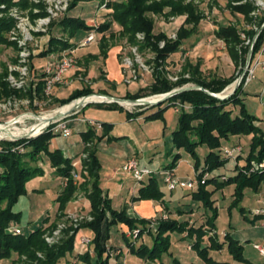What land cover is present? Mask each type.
I'll return each mask as SVG.
<instances>
[{
    "label": "rangeland",
    "instance_id": "374dc122",
    "mask_svg": "<svg viewBox=\"0 0 264 264\" xmlns=\"http://www.w3.org/2000/svg\"><path fill=\"white\" fill-rule=\"evenodd\" d=\"M29 1L32 6H29L26 9L6 5V9L3 10L4 16L6 17L9 14L8 10L10 8H19L25 13V16L29 18L30 21L27 23L31 24V27L39 30V32H35L33 39L29 41L27 46L29 51V58L27 57L29 71L28 75L25 77V85L22 88H11L6 81V78L10 74L9 68L11 66L17 69L15 73L16 76H19L20 71L23 72L22 67L20 68L23 64H19L21 48L13 41H9L11 43L9 46H0V76L3 74L4 70H6L7 75L3 78V81L11 90L19 93V95L9 97L3 96L0 98V103L2 104L11 102L10 104L8 103V105L0 106V123H7L8 121L19 119L21 116L25 115L24 118H22L23 120L16 125L17 128L13 130V132H17L20 135L22 134L20 131L24 132V130L32 128L36 124L40 123V119L44 116L53 115L54 117L59 115L55 113L66 105L62 106L57 102V100H67L74 92L90 87L93 83H95L93 85H96L94 87V91L96 93L81 97L77 100L85 99L91 96L100 97L108 95L117 100H132L126 99V96L136 90H138L136 94L140 97L139 99L146 100L159 96L164 97L166 94L175 90L197 87L194 83V76L197 78L200 77L208 82L212 81L214 78H229L231 76H235L236 79L233 84L227 87L223 92L217 94H221V96L230 95L245 70L249 54L247 56H243L244 61L242 66L235 67L228 47L222 40H219L215 36V33L221 25H233L241 32L249 30L256 31L254 29L255 24H252L251 21L245 17V15L233 11V8L236 6L249 3L252 4L254 8H257L259 5V18H264V0H246L241 4H236L237 0H185V4L192 3L196 7L198 14L204 18L200 22L199 27L196 29L192 37L184 42L180 51L171 55L166 61L161 62L157 61L155 51L149 49L142 51V42L145 40V36L143 34H137L136 42L130 43L127 37H120L118 30H116L115 27L116 23H114L112 30L116 33V39L111 42V48L108 52V56L111 51H113V54L115 53V63L117 65L118 72L121 74V78L117 79L119 82L116 83V87L111 89L110 87H107L102 80L106 77V79L110 78L109 74L112 75L113 71H115L114 63L112 62L111 64H106V62L102 59L98 62H94L93 60H85V57H82L84 55L100 56L101 51L99 45L97 44L99 43L102 35L95 32L97 39L96 42L90 44L89 46H82L90 32L87 30H80L71 40V43L78 45V51L76 54L74 53L76 68L64 75V79L66 81L63 79L61 82L55 83L49 93L47 91L48 74L45 72V67L48 63H56V61L60 60L65 51L59 54H52L47 58H39L38 55L40 54L42 43L45 42L48 37L54 36L56 38H67V34L63 32L62 28L58 26H51L54 22H59L65 14L70 15L68 10L74 0H68V7L65 13L60 14L58 17L53 19L52 22L46 26L45 32L41 31V28L45 29V26H40L39 24L41 22L39 20L42 17L47 16L46 0ZM110 1L112 0H104V3H101V0L81 3L82 7L79 8L78 11L84 12L85 9H87L88 11H85L82 15L84 17L94 16L90 26L98 27L105 21L110 20V15L101 17L106 14V12L110 11L108 9ZM119 1L125 2L126 0ZM96 11H99L98 15ZM166 11L169 10L167 9ZM43 12H45L44 15H42ZM150 17L155 21L154 32H165L170 40H173L171 37L176 34V30L174 28L175 25L173 23L176 24V21L183 20L185 18V16H181V18L178 17L168 19L158 14H150ZM251 17L253 18L252 14L250 15V18ZM187 28L192 29L193 26L190 25L187 26ZM241 36L246 43L245 46L247 45L248 40L252 41L246 37L243 32L241 33ZM162 44L165 43L161 42L160 48H163ZM248 46L251 49V43ZM71 50L73 49L66 51L70 52ZM261 51L263 52L262 49ZM260 52L256 55L254 60L250 62L249 68L254 66ZM245 60L246 63L244 64ZM196 69L199 70V73H196ZM261 70V67H259L258 70L256 69L255 79H253V82H251L247 87L249 95H246L245 97V106L250 114L256 116L260 120L261 129L264 132V75ZM73 72H75V75H73ZM74 76L75 79H73ZM244 78L245 76L241 79L240 85ZM127 80L132 81L131 84H127ZM160 80H164V82H161ZM181 81H183L184 84L177 86L176 84ZM40 82H43L41 93L42 97H38ZM158 84L160 85L157 86ZM101 87L108 89V95H105L102 91L101 93H98L99 88ZM102 99L103 98L101 97V100ZM77 100H74L71 103H74ZM164 102L157 105L139 106L137 104L131 105V103L130 106H125L122 103L110 102L105 99L99 102L82 103V106L78 107L74 112L66 114L58 120L51 121L50 126H48V124L47 127H42L44 130L40 131L38 135L31 136L34 132L30 131L22 136L19 135L17 139L0 142V146L3 144L8 145L18 143V141L21 140H24L26 141L25 143H27L29 139L40 136L44 132H47L52 126L53 130L56 132L58 130V126L66 124L72 133V135L68 138L69 140L60 139L64 137L59 131H57L58 137L53 140V143H51L52 149H54V146L58 145L63 150L65 148V142L66 144L79 143L80 135L77 132L79 129H82V124L85 128L86 126L93 127L96 131L95 135L97 137H101L104 136V129L102 127L103 122L114 124L116 127H119L121 123H126L128 127L122 130L127 131L126 134H128L135 141L140 157L139 160H137L135 156H130L127 158L125 163H127L128 160L135 158L137 162L139 161L138 164L141 163V166L142 164L143 166L146 165V168L152 170L153 176L158 181L159 188L165 193L166 201H169V198H171L169 201L171 206L182 210L194 209L197 211L192 215V219L197 220L196 222L198 223L196 225L198 226L201 222L200 215L205 211V209L203 207L199 209L198 206L201 204L193 201L191 197L186 196L190 193V190L178 188L176 191L171 192L166 184V177L169 173L168 171L166 172L165 169L174 162V157L178 153L181 154V158L176 162V167L178 169L176 176L181 181L196 179L193 169V165L196 161L195 158L187 154L184 150L177 151L173 149L172 136L178 125L180 111L177 107L179 108L180 106L168 107L164 111L163 118L155 120L146 119L149 115L157 112L160 108H166L168 104H164ZM113 104L118 105L120 110L106 108L107 106ZM230 108L233 109V107ZM127 112L131 115L143 113L136 119H128ZM238 113L239 110L237 108L233 109V116H237ZM27 117H30V119H27ZM36 132H38V130H36ZM95 137L90 141L83 143V149L81 152L72 158L74 160L72 164L74 185L79 187V189L69 200V203L64 211H57L58 204L56 203V198L60 195L65 186H67V183L65 180H58L56 178L55 173H53V169L50 166L49 160L44 154H40L39 159L41 162L39 161V166L43 167L45 174L42 177L32 179L27 184L28 194L23 196L25 197L24 202L27 204L24 203V205L21 202L16 206V209L18 210L24 209L22 210L24 223L21 225V229L25 235L32 233L43 225V221L40 223H38L37 220L30 221V216L27 212L29 209L27 205H29V207H33V209L36 207L39 211H42V216L48 215L52 218V223L49 225L50 228L43 236L49 247L60 246L62 242L68 239L67 236H75L74 252L67 255V257L59 264H82L78 259H76V256L77 254H85L91 245L88 235L81 226L94 220L91 215L90 201L88 200V196L91 193L90 188L92 179L88 177V173L84 168V162L89 160L91 150H97L98 148L99 141ZM104 138L107 139L106 136ZM251 138L252 136H246L240 141L246 153L250 148ZM231 141L232 143H236L238 139L233 137L231 138ZM227 147H230V145H227ZM17 148H19L21 154H28L30 152V149L23 147V144L17 146ZM80 149L81 148H79V150ZM170 152L173 154H169ZM209 152L210 150L206 146L197 149V155L201 159L202 164L204 162V158L209 154ZM64 154L67 156V153L64 152ZM101 158L102 164L104 165L100 171L103 189L105 193H110L109 197L111 199H114V204L112 203L113 208L120 211L125 208L126 199H130L129 191L135 184L136 178L133 175L124 172L123 166H121L120 163H114L106 156H102ZM25 161L29 162L32 166L34 165V163L29 161L28 157L25 158ZM243 164L244 161L240 160L239 165L243 166ZM235 165L236 161L231 159L229 163L220 170V172H226L228 175H232L234 174L233 170ZM33 189H37L40 193L33 192ZM233 194L234 186H229L216 192L213 197V200L216 201L215 207L218 208L216 232L219 236L224 231L230 230L237 232V237L240 236L239 233H242V235L245 236L246 233H250L248 230H253L252 223L244 219L243 213H241L240 210V207L245 208L246 216L250 217V211L258 207L254 200L253 192L251 190L245 191V198L238 208H233L231 206ZM163 215H165V219H172L170 213L167 211L163 212ZM189 215L190 214H186V217H184L183 220L188 219L187 216ZM261 224L262 222L258 225L260 226ZM115 230L116 228H114V231ZM47 237L49 242L46 240ZM86 238L89 239V241L88 245L84 247L83 242ZM182 238V234L172 235L173 243L170 248V253L175 255L174 258L177 257L179 260L184 259L185 264H205L197 257L196 253L188 251L187 242L183 241L184 243H182ZM221 238L222 237L220 236V239ZM207 242L208 241L205 243ZM249 245L250 242H245V246H247L245 251L246 256H250L252 254L255 260L259 261V259H261L260 253ZM213 252L217 253V251ZM216 253L214 254L216 260L224 261L226 258H229L234 262V264H242L234 261L227 251L223 256ZM195 256L198 259L197 261L194 259ZM37 258L42 261L45 259L44 255L41 253L37 254ZM164 258L165 264H174V258L171 255H166ZM24 260H26V257H22L21 262L23 263L20 262L18 264H24ZM75 260L76 263H74ZM11 262V260H0V264H11ZM135 262V264H140L137 260ZM29 264L41 263L36 261ZM112 264L115 263L113 262Z\"/></svg>",
    "mask_w": 264,
    "mask_h": 264
},
{
    "label": "trees",
    "instance_id": "16d2710c",
    "mask_svg": "<svg viewBox=\"0 0 264 264\" xmlns=\"http://www.w3.org/2000/svg\"><path fill=\"white\" fill-rule=\"evenodd\" d=\"M94 0H74L68 10H75L79 4L88 3ZM103 1V2H102ZM243 1V0H238ZM104 3V0H101ZM17 6L26 9L30 4L29 0H0V5ZM108 15L110 20L105 21L98 27L89 26L85 20L81 18L71 17L65 14L59 22H54L51 27L58 26L67 34V38L48 37L42 43V48L39 58H47L52 54H59L63 51L73 49L78 46L71 43L78 31L87 30L90 33L97 32L102 37L99 41L100 57L104 60L108 58L111 42L116 39V33L112 30L113 24L116 23L120 29L118 33L120 37H127L130 43L136 42L137 34L145 36L142 42V51L152 50L156 52L157 61H166L174 53H178L184 42L192 37L196 29L199 27L203 16H200L196 7L192 3L185 4V0H112L108 4ZM169 11H166V10ZM256 10L252 4L246 3L241 6H236L233 11L245 15L252 24L260 30L264 24V18H250V15ZM45 12L42 13L44 15ZM150 14L162 15L165 18H178L185 16L183 25L177 30V39L170 40L164 32L155 33V21L150 17ZM192 25V29L187 26ZM14 21L10 18H0V46H9L11 43L7 38V33L13 28ZM251 42L255 39L258 31L249 30L242 31ZM240 30L235 26H219L215 36L222 40L228 47L230 56L236 67L243 64V56H247L250 51L248 45L245 46V41L242 39ZM108 35V36H107ZM164 42L163 48H160V43ZM264 45V29L256 40L253 47L251 61L261 51ZM93 59H98V56H92ZM246 63V60L244 64ZM196 73H199L196 69ZM7 75L6 70L0 76V98L3 96L9 97L19 95L18 92L11 90L3 81ZM194 83L197 87H202L212 94L223 92L235 81V76L227 79L214 78L208 82L200 77L194 76ZM161 82L164 80H160ZM186 83V81H185ZM184 84L183 81L176 85ZM158 84L157 86H159ZM245 78L236 92L226 100L217 99L204 91L192 90L183 92L172 98H169L164 104H168L166 108H160L157 112L149 115L146 119L155 120L163 118L164 111L171 106L177 107L180 111L178 125L173 132L172 143L173 149L180 151L184 150L187 154L195 158L193 169L195 177L199 185L190 190L186 196L192 198L193 201L200 203L199 209L203 207L205 211L201 213V222L197 226V220L192 224L189 219L175 220L166 218L161 214L154 220L136 219L128 215L127 206L118 211L113 208L112 199L104 194L101 185L100 171L102 164L97 155V150H91L89 160L84 162V168L91 178V193L88 196L91 207V215L94 220L90 223L83 224L81 227L91 241L89 250L83 254L76 256V259L82 264H110L111 255L108 243L111 239V233L116 226H125L129 232L139 231L137 239L125 238V244L129 253L143 261L163 264V257L170 256V248L172 245V235H186L184 240L189 244L200 260L205 264H228L226 262H217L210 256L211 251H222L226 249L234 261L242 264H252L244 256V247L234 239L232 232L226 231L220 236L216 232V221L218 219V208L215 207L216 201L213 200L214 195L219 190L229 186H234V194L232 207L238 208L245 198V191L251 190L256 203H258L259 194L263 191L264 171L253 170V162L259 163L264 160V132L257 125L260 120L249 113L245 106L244 86ZM163 86V85H162ZM164 87V86H163ZM43 82L39 83L38 97H42ZM154 89V86H153ZM169 91V90H167ZM103 93V92H102ZM95 94L90 88H84L74 92L67 100H57L59 104L68 105L74 100L84 96ZM105 94V93H104ZM107 95V94H105ZM140 97L137 94H127L126 99L136 100ZM237 108L239 113L233 116V109ZM107 109L120 110L116 104L106 107ZM232 109V110H231ZM144 112V111H143ZM142 112V113H143ZM140 114H128L129 119L139 116ZM104 136L97 137L95 130L90 127L87 132L81 134L82 141L85 143L95 138L100 142L112 130V125L102 123ZM58 132L53 130V126L47 132L40 136L26 141L21 140L18 143L3 144L0 146V260H11V264H18L22 257H26L24 264H29L38 261L41 264H59L67 255L74 252L75 236H67L68 239L60 246L49 247L44 240V234L50 228L45 227L49 217L43 221V225L32 233L25 235L21 229L23 224L22 212H16L15 206L18 204L21 197L27 194V184L36 177H42L45 174L43 167L39 166L41 162L40 154H44L54 169L55 176L61 180H65L67 186L61 191L56 198L58 204V212L64 211L69 200L78 191L79 187L74 185L72 176L74 160L64 154L61 149L51 148V143L58 137ZM252 136L250 148L242 154L235 156L236 165L234 174L228 175L226 172L221 173L231 158L226 156V150L241 145L242 138ZM237 138L236 143H232L231 138ZM25 143V145H24ZM29 148L28 154H21L17 146L22 145ZM230 145V147H227ZM206 146L210 152L204 158L202 164L201 159L197 155V149ZM34 163L32 166L25 158ZM181 158L178 153L174 157V162L167 168L170 171L176 169V162ZM243 160V166L239 165V161ZM217 173V175L215 174ZM208 177L204 184L201 181L204 177ZM149 180H142V188L138 192V197L133 198L132 202L140 201H155L164 206V211L169 210L166 204L165 193L158 186L157 179L153 176H147ZM89 185V184H87ZM176 191V190H175ZM173 192V191H171ZM258 207H260L258 205ZM256 207V208H258ZM254 208V209H256ZM253 209V210H254ZM241 213L245 220L256 222L264 216H253L249 219L246 216V210L240 207ZM194 209L185 210L179 215L194 214ZM58 218V216H57ZM198 219V220H200ZM10 227H17L22 230L21 235H14L8 232ZM208 241V245L205 242ZM44 255V261L37 258V254ZM174 264H178L173 260ZM23 263V262H21Z\"/></svg>",
    "mask_w": 264,
    "mask_h": 264
},
{
    "label": "crops",
    "instance_id": "0c3cea01",
    "mask_svg": "<svg viewBox=\"0 0 264 264\" xmlns=\"http://www.w3.org/2000/svg\"><path fill=\"white\" fill-rule=\"evenodd\" d=\"M15 1H18V0H15ZM81 7L82 6L80 4L78 6V8H76L73 11H71L70 12V16L71 17H75V18H81V19L85 20L87 25L90 26L92 21H93L94 16L93 17H91V16L84 17L82 14L85 11H88V10L85 9L84 12L83 11H78V9L81 8ZM96 13L98 15L99 11H96ZM107 15H108V12H106V14L102 15L101 17L107 16ZM179 18H181V17H179ZM184 21H185V18L183 20L176 21V24L173 23L175 25L174 28H175L176 32L183 25ZM221 26H225V25H221ZM227 26H229V25H227ZM115 27H116V30L120 29V27L117 24H115ZM97 45H99V43ZM77 49H78V47H77ZM262 50H263L262 61H264V45L262 47ZM77 51L78 50H76V52ZM76 52H75V54H76ZM111 52H112V54H111ZM111 52L109 53V56H108V58L106 60H104V58L100 57V56H99L98 59H93L92 56H88V55L82 56V57H85V60L86 59L87 60H93L94 62H98L99 60L102 59L103 61L106 62V64L107 63L111 64L112 62L114 63L115 71H113L112 75L109 74L110 78L106 79L107 78L106 77L104 80H102L107 85V87H110V89L111 88H115L116 87V83L119 82L117 79L121 78V74H120V72H118L117 65L115 63L116 62V55H115V53L113 54V51H111ZM235 67H236V65H235ZM258 69L259 68H257V70ZM261 72L264 75V70L263 69L261 70ZM73 73L72 74L75 75V72H73ZM73 79H75V76L73 77ZM220 79H227V78H220ZM254 79H255V77H254ZM97 82H99V81H97ZM251 82H253V80ZM250 83H248L244 87V92H245L246 95H249V93L247 92V87L249 86ZM93 84H95V83H93ZM93 84L90 86V88L94 91V87L96 85H93ZM102 86H104V85H102ZM101 88H103V87H101ZM101 88H99L100 92L98 91V93H101V91H102L103 93L108 95V89H104V88L101 89ZM105 90H107V91H105ZM137 92H138V90H136V91H134L132 93H129V94L135 95ZM94 93H96V92L94 91ZM93 97H95V96H93ZM128 114H127V117H128ZM138 114H142V113H138ZM137 117L131 118V119H136ZM128 119H129V117H128ZM257 124H258V126L260 128H262L260 122H258ZM111 125L113 127H112V130H111V132H110V134L108 136L110 138H113V139L109 140L108 137H107V139L104 138L98 143L97 155H98V158L100 160V163L102 164V161H101V159H102L101 157L102 156L109 157V160L111 159V161H113L114 163H120L121 166H123V164L126 162L127 158L130 157V156H135L137 158V160H139L140 153H139V150L137 148V144L135 143V141L128 134H126L127 131H123L122 130L124 128L126 129L128 127V125L126 123H121V125L119 126L120 128L118 126L116 127V125H114V124H111ZM81 126H82V129L81 130L79 129L78 132H77L80 135L79 143H68V144H66V142H65V144H64L65 151H64V149L62 150L60 148V146H58V145L54 146V148L61 149L62 151L67 153V156L70 157V158H73L74 156L79 154L81 152V150L83 149L82 145L84 143L82 141L81 134L87 132L88 129L90 128V126H86V128H85L83 124ZM79 128H80V126H79ZM60 139L67 140V141L69 140V139H66V138L65 139L64 138H60ZM79 148H81V149L79 150ZM171 153L172 152H170L169 154H171ZM140 164L141 163H139L140 168H142L143 170H146V171L148 170V171L152 172V170H149L148 168H146V165L143 166V164H142V166H141ZM103 167H104V165L102 164V168ZM165 170H166V172L170 171V169L167 168V167H166ZM175 170H176L175 173L177 174V170H178L177 167H176ZM52 171L54 173V169ZM57 179L61 180L60 178H57ZM144 180L147 181V180H149V178L146 176L144 178ZM136 184H138V185H136ZM101 185H102V189H103L102 181H101ZM142 185L143 184L141 182L137 183V181H135V184L133 185L132 189H130V191H129L130 199L129 198L126 199V202H125V204L127 206L128 215L130 217L136 218V219H147V220L151 219V220H154L155 218H157L158 216L163 214V212H165L164 211V206L161 203H158V202H155V201H140V202H136V203L132 202L133 198L138 197V192H139L140 188H142ZM103 191H104V189H103ZM33 192H39L40 193V191H38L37 189L36 190L33 189ZM27 194H28V190H27ZM104 194L110 196L109 192L105 193V191H104ZM24 198L25 197H21L17 205H19L21 202L23 204L24 203L27 204L26 202H24ZM170 200H171V198H169V201ZM169 201H167L166 204L169 207L168 212L170 213L172 219L183 220V218L186 217V215L183 214L182 216H180L179 212L183 213L185 210L178 209L176 207L171 206ZM112 203L114 204V199H112ZM256 204L259 205L258 203H256ZM16 206H15L14 210L16 212H22V214H23L22 210H24V209L18 210V209H16ZM27 207L29 208L27 210V212L29 213L30 221L37 220L38 223H40L41 221H44L47 217H49L48 215L42 216L41 215L42 211H39V209L36 208V207H35V209H33V207H29V205H27ZM57 211H58V205H57ZM192 215L191 216L189 215L187 217L191 221V223L193 224L194 220L192 219ZM249 219L250 220L253 219L251 215H250ZM22 220H24L23 217H22ZM185 220H187V219H185ZM261 222H262V224L259 226L258 224L261 223ZM23 223H24V221H23ZM50 223H52V218L49 217V221H48L47 224H45V227L49 226ZM251 223H252L253 230H248V231H250L249 234L246 233L245 236H244V235H242V233H239V235H240L239 236L240 238H239V237H237V232L231 231L232 232V236L234 237V239L238 240L242 244V246L244 247V256H245V258L247 260H249L252 264H264V256L263 255L260 254L261 259H259V261H256L255 258L252 256V254L250 256H246V254H245L246 247H247V246H245V242H247V243L250 242L249 246H252V248L254 250H256V251H258V250L255 249V247H254L255 245H259L260 247L264 248V217H261L256 222H254V223L251 222ZM115 228H116V230L114 231V229H113V231L111 233V239H110V241L108 243V248L110 249V255H111L110 264H112L113 262L115 264H135L136 260L140 264H159V262H156V263L146 262V261H143V260L131 255L129 253L127 247H126L125 238L123 237V234L125 233L126 237L129 238L128 229L125 226H123V225L117 226ZM224 232H226V231H224ZM185 236L186 235H183V238L181 239L182 243H184L183 241H185L184 240ZM172 243H173V239H172ZM205 244L208 245L209 243L207 242ZM187 249H188L189 252L195 253L194 251H192V249H191V247L189 246L188 243H187ZM226 251H227L226 249H223L222 251H219L217 253L215 252V253L216 254H220L221 256H223V255H225ZM215 253L213 251L210 252V256L213 257V259L215 261H217V262H226L228 264H234V262L231 261L229 258L228 259L226 258L224 261L216 260L215 257H214ZM171 256L174 258L175 255L173 253H171ZM164 257H163V264H165V258ZM194 259L196 261L198 260L196 258V256H195ZM173 260H176L177 262H179L178 264H185L184 259L179 260L177 257H175ZM74 263H76V260L74 261Z\"/></svg>",
    "mask_w": 264,
    "mask_h": 264
},
{
    "label": "built area",
    "instance_id": "2783aa9c",
    "mask_svg": "<svg viewBox=\"0 0 264 264\" xmlns=\"http://www.w3.org/2000/svg\"><path fill=\"white\" fill-rule=\"evenodd\" d=\"M244 1L246 0H243V1L237 0L236 4H241ZM46 3H47V16L42 17L39 20L41 22L39 25L45 26V29L41 28L42 32L46 31V26H48L52 22L53 19L58 17L60 14L65 13L68 7V0H46ZM258 7L252 13L254 18L259 17ZM5 9H6L5 4L0 5V18H10L14 21L13 28L7 33L8 34L7 38L9 41L16 42L18 44V47L21 48L19 64L20 65L23 64V66H20V68L22 67L23 72L20 71L19 76L15 75L17 69L11 66L9 68L10 74L6 78V81L10 85L11 88L19 89L25 85V77L28 75V71H29V65L27 61L28 60L27 57L29 56V51L27 49V46L29 44V41L33 39V35H35V32H39V30L37 28L35 29L34 27H31V24L27 23L30 21L29 18L25 16V13L22 12L19 8H16V7L10 8L8 10L9 14L6 17L4 16V12H3V10ZM254 29L256 31H259V29L256 26H254ZM171 39L176 40L177 34H174L171 37ZM96 40H97L96 33L92 32L88 35V37L86 38L82 46H89L90 44L95 43ZM250 43L252 47L253 42L248 40L247 45H250ZM163 46L164 44H162V47ZM76 50L77 48L75 50H71L70 52L65 51L64 55L62 56L60 60L56 61V63H48V65L45 67V72L48 74L47 91L49 93L51 92L52 87L54 86L55 83L61 82L64 79L65 74L69 73L71 70H74L76 68V60L74 57V53L76 52ZM262 55H263V52L261 51L254 66H251L252 68H249V70L247 71L245 75V85L244 86H246L248 83H250L254 79L255 71L257 68L261 67L264 70V61H262ZM131 82L132 81L130 80L126 81L127 84L129 83L131 84ZM8 103L10 104L11 102H8ZM8 103L6 104L0 103V106L8 105ZM24 116L25 115L21 116L19 119L8 121L7 123H0V142L8 141V140L11 141L19 137L20 134H18L17 132H13V130L17 128L16 125L23 120L22 118H24ZM27 119H30V117H27ZM36 125L33 126L32 128L24 130V132H22L20 136H22L25 133L27 134L30 131L34 132V134H32L31 136H35V135H38L40 131L44 130V128L42 129L36 128L37 127ZM50 125L51 124H49L48 126ZM36 130H38V132H36ZM57 131H59L62 134V136L66 139H68L72 135L71 130L67 127L66 124H62L58 126ZM243 151H244L243 146L239 144L233 148L227 149L226 156L231 159H235V156L242 154ZM123 170L124 172L133 175L136 178L137 182H142V180L146 176L153 175L151 171H148V170L146 171L140 168L135 158L128 160V162L123 165ZM253 170L264 171V160L259 163L253 162ZM168 173L169 174L166 177V184L168 185V188L170 191H175L178 188L192 190V189H195L199 185V182L197 180L181 181L176 176L175 170L168 171ZM215 174L217 175V173ZM208 177L210 176L206 175L204 179L201 181V184H204ZM258 204L260 207L254 209L252 212V215L253 216H264V181H263V191L262 193L259 194ZM8 232L14 235L22 234V230L17 227H10L8 229ZM138 234H139L138 230L129 232V238H132L135 240L137 239ZM46 240L49 242L48 237ZM85 241L83 242L84 247L88 245L89 239L86 238ZM254 247L260 252L261 255L264 256V248L260 247L259 245H255Z\"/></svg>",
    "mask_w": 264,
    "mask_h": 264
},
{
    "label": "water",
    "instance_id": "95a60500",
    "mask_svg": "<svg viewBox=\"0 0 264 264\" xmlns=\"http://www.w3.org/2000/svg\"><path fill=\"white\" fill-rule=\"evenodd\" d=\"M264 29V25L261 27V29L258 31L254 41H253V44H252V47L249 51V55H248V58H247V65L245 67V70L243 71L241 77H240V80L239 82H237V84L235 85V88L233 89L232 93L230 95H227V96H221L220 95H217V94H212L210 93L209 91L205 90L204 88L202 87H190V88H182V89H179V90H175L173 92H170L168 94H166L163 99L159 100L158 102H155V103H151V102H146L144 99H138V100H117V99H114L112 97H109V96H100V97H103V98H106L107 100H109L110 102H116V103H124V102H128V103H132V104H137V105H157L159 103H163L164 101H167L169 98H172L176 95H179L183 92H187V91H192V90H200V91H204L205 93L217 98V99H220V100H226L228 98H230V96H232L236 90L238 89V87L240 86V81L241 79L246 75L247 73V70L249 69V66H250V62H251V58H252V54H253V47L256 43V40L257 38L259 37V35L261 34V32L263 31ZM82 106L81 103H79L78 105L74 106L70 111L67 112V114H70L71 112H74L78 107ZM66 114H59L57 116H54L52 118H50L49 122L51 121H55V120H58L59 118H62L63 116H65Z\"/></svg>",
    "mask_w": 264,
    "mask_h": 264
},
{
    "label": "bare ground",
    "instance_id": "6f19581e",
    "mask_svg": "<svg viewBox=\"0 0 264 264\" xmlns=\"http://www.w3.org/2000/svg\"><path fill=\"white\" fill-rule=\"evenodd\" d=\"M85 99H88V98H85ZM85 99H80V100H77L74 103H71L69 105H66V106L62 107L61 109H59L55 114H67L68 111H70L74 106L78 105L79 103L82 104V103H89V102H99V101L105 100L106 98H103L101 100V97H97V96L93 97V96H91V97H89L88 100H85ZM161 99H163V97L162 96H159V97H154V98L146 99L145 101L146 102L155 103V102H158ZM122 104L125 105V106H130L131 103L124 102ZM131 105H134V104H131ZM52 117H53V115H47V116H44L43 118H41L40 119L41 122H40V124L36 125L37 126L36 128H39L40 129V128L44 127V126L47 127V125L50 124L49 120ZM20 133H22V131H20Z\"/></svg>",
    "mask_w": 264,
    "mask_h": 264
}]
</instances>
